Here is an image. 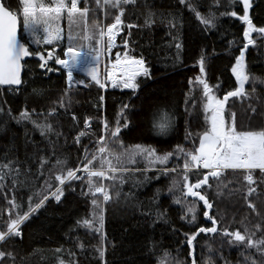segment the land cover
Wrapping results in <instances>:
<instances>
[{"label":"trees","instance_id":"trees-1","mask_svg":"<svg viewBox=\"0 0 264 264\" xmlns=\"http://www.w3.org/2000/svg\"><path fill=\"white\" fill-rule=\"evenodd\" d=\"M4 2L13 12H18L22 7L20 0ZM193 3L198 5V10L202 14H206L214 0H193ZM226 4L227 0H220L219 5L211 8L217 19L215 27L207 30L188 10L187 5H181L179 0H136L135 5H121L126 9L122 17L124 23L135 24L138 27L132 29L124 27V33L119 41L123 44V38L128 37V33L131 32V36L128 37V55L135 57L142 55L151 78L139 75L137 83L140 86L135 94L131 89L123 87L107 90L102 106L99 100L103 95L102 89L91 82L90 78L73 72L74 79L69 87L65 70L52 63L48 67L59 68L60 71L45 74L44 70L38 67V58L35 56H30L24 62L22 79L26 83L19 90L0 86V107L4 109V112L0 113V162H6L5 157L16 159L22 162V169L28 167L33 173L29 186H17L14 191L11 190V178L4 181L6 187L0 189V231L6 230L9 218L7 209L10 206L5 196L10 200L15 195L17 203L23 205V210H27L30 189L39 188L43 182V176L35 179L37 169L40 167V157H48L54 145L55 154L44 168L48 175H52L48 170L52 169L57 158L66 161V166L63 169L59 167L52 169L53 173L63 174L68 168L75 169L78 165H83L87 162L82 160L85 146L91 152L96 150L95 141L104 134L102 121L106 119L109 125L114 127L117 113L124 104L129 105L126 110L129 123L126 128H121L119 140L125 147L132 144L151 145L159 153L170 152L177 144L183 145L187 150L198 147V135L202 134L209 124L205 121L202 108V86L195 87L188 82L189 78L194 79L199 75L196 61L203 50L207 56L204 78L210 86L220 85L219 90L214 88L213 91L218 98H222L225 92L236 87L231 67L245 43L243 22L238 17L220 15L233 10L242 15V5L228 8L225 7ZM250 4L249 15L253 23L257 27H264V0H250ZM79 5L84 6L83 0ZM89 7L91 11L87 16V24L91 28L93 21L101 24L102 13L95 0H89ZM117 12L118 9L107 6L109 23L113 22ZM149 12L154 14V23L147 27L145 17ZM169 13L180 17L178 32L182 49L179 51V59L172 40L177 31L172 30L169 35L170 29L165 19ZM19 18L20 39L28 44L30 52L41 51L46 54V49H54L59 57L64 58L69 31L71 30L73 35L83 34V20L76 17V22L70 26L67 15L64 14L56 22V25L63 27V39L52 45L42 43L37 46L23 30L22 13ZM251 35L255 46L249 45L245 49L246 71L251 76L264 79V38L256 33ZM80 43L82 42L77 41L78 45ZM79 80H84L85 84H79ZM253 87L256 89L258 99L236 97L227 101L224 110L225 120H228V113L234 112L238 130L264 127V84L257 81L253 85L251 80L245 83L248 92H251ZM34 88L42 90V94L33 95ZM65 88L69 91V95L65 97L66 109L55 103L60 100ZM193 99L195 105L192 103ZM204 102L206 103V99ZM250 104L256 106L255 113L249 108ZM54 106L57 108V115L47 120L52 124L54 132L46 136H42L31 122L17 123L7 115L8 109H11V116H17L24 108L29 111L35 109L32 119L39 122L44 120L48 109ZM38 113L43 115H37ZM73 114L77 117L76 121L71 118ZM208 114L210 115V112ZM85 117L92 118L90 131L86 130L83 124ZM165 119L170 121L171 126L165 134H161L153 125L154 122H162ZM123 122L121 119L120 123ZM81 130L89 131V134L81 137V142L77 144L74 138ZM186 130L192 134L187 140ZM56 132L62 135L57 137ZM107 147L113 152H120L118 144L110 142ZM88 159H91V156ZM115 163L113 160V164ZM183 163L182 157H173L166 165L157 163L156 168L172 169L177 165L181 166L175 173L161 175L157 180L152 179L157 175L156 169L149 167L143 159H138L134 167L148 168L146 175L149 179L137 173L131 179L126 177L123 185L117 183L114 188H110L113 198L110 203L104 205L103 225V234L107 238L104 257L107 264H157V258L162 257L164 250L170 253L171 264H175L176 260L191 264L189 248L182 243L185 239L183 233H191L201 225L211 227V222L203 217V202L191 196H188L187 200L196 201L197 222L190 225L180 219L182 206L173 202V194L169 193L168 188L174 178L179 180L182 176ZM92 167L99 169V162L94 161ZM208 172L210 170H199L196 167L190 169L189 183H195ZM244 174L243 170L225 169L218 178L209 176L208 184L211 187L201 186L205 190L203 194H206L213 203L209 212L219 220V228H228L229 231L239 229L241 232L247 228L251 233L256 232L254 226L257 224L264 227V174L258 169L253 170V183L250 186L256 191L252 194L247 193L249 185L243 179ZM20 179H24V176L21 175ZM134 181H138L139 185L136 186ZM51 183L55 188L57 182L54 177ZM96 183L99 186L98 180ZM104 184L109 186L111 182L105 180ZM87 187V176L81 175L80 180L66 182L60 202L49 197L46 204L21 225L22 236L0 242V250L12 251L14 255V259L5 258L3 264H56L57 254L54 250L61 247L64 251L59 256L66 262L74 259L77 264H101L97 254L90 247L99 245L100 235L90 233L76 223L77 220L86 218L90 212L91 197L81 195L82 189L86 191ZM116 191L121 193L119 197L114 195ZM218 192L220 195H217ZM129 193L131 195L126 198V194ZM175 195L179 196L180 193L177 191ZM245 196H248V200H245ZM249 201L255 205V211L249 208ZM158 209L167 210L166 219L170 223L156 218L155 212ZM173 228L177 231H173ZM261 236H264V232H256L254 238L259 239ZM78 241L88 247L81 251L76 247ZM209 245L212 248L211 252ZM193 248L197 264H205L209 259L212 264H225V261L228 264H244L242 253L249 254L242 247H230L227 242L222 243L220 236L211 233L198 234L193 242ZM69 250L75 253L74 257L69 256ZM165 264H169V261L165 260Z\"/></svg>","mask_w":264,"mask_h":264},{"label":"snow or ice","instance_id":"snow-or-ice-1","mask_svg":"<svg viewBox=\"0 0 264 264\" xmlns=\"http://www.w3.org/2000/svg\"><path fill=\"white\" fill-rule=\"evenodd\" d=\"M179 2L181 5H187L188 10L205 26V30L210 27H215L217 16L211 8L219 5L220 0H214L213 5L209 6V11L206 14H202L198 10V5L194 4L193 0H179ZM20 3L22 5L21 9L18 12H13L10 7L5 6L4 0H0V86H8L9 88L16 86L17 90H19V88L26 83V81L21 78V60L28 56H35L38 58V67L44 70L45 74L51 71H60L59 68L52 69L48 67V62L54 59L56 65H60L66 70L69 87L72 85L74 79L73 70L76 68H80L81 71L85 72L87 77L90 78V81L99 85L102 89L108 87V82L110 81L113 87L131 89L133 94H135L140 86L136 82V77L138 75L142 74L145 78H151L144 57L142 55L140 57L128 55V37L131 36V32L128 33V37L123 38V47L125 49L123 59L120 53L117 52L115 60L110 62L112 68L111 70H106L107 75L104 77L103 81L98 72L100 56L105 49L110 53L112 49L117 46L115 44L117 34L122 32L124 27L128 29L138 27L135 24L124 23L122 17L126 9L125 7H121V5H135L136 0H103V3H101V0H95L97 7L101 10H103L105 6H109L118 9V12L113 22L107 24L106 27L93 21L91 28H89L87 24V16L91 11L89 0H83V7L79 6L80 0H49L48 3H45L44 0H20ZM238 5H242V15H239L235 10L220 13L221 16L229 15L231 17H238L245 25L243 28V39L245 43L243 47L240 48L239 55L235 57V63L231 67V72L235 76L236 87L233 90L225 92L222 98H218L214 94L213 89L219 90L220 85L210 86L207 79L204 78L207 56L203 50H201V55L196 61V64L199 66V75L194 79L189 78L188 81L190 85H194L195 87L202 86L203 88V94L201 96L202 108L205 114V121L209 124V127L202 134L198 135V147H195L194 150H187L183 145L177 144L172 151L164 153H159L157 149L151 145L132 144L125 147L123 142L119 140L121 128H126L129 123L126 115V110L129 108V105L124 104L117 113L114 127H111L106 119L102 121V132L104 134H101L95 141L97 144L96 150L91 152L88 147L85 146L82 160H86L87 162L83 163L82 167L78 165L75 169L68 168L63 174L59 172L53 173L52 169L57 167L63 169L66 166V161L57 158L52 165V169L48 170L52 175H48L44 172V168L51 162V156L55 154L54 145L48 157H40V167L37 169L35 179L38 180L43 176L44 180L39 188L30 189L31 194L28 195L27 198V210H23V205L17 203L15 195H13L10 200L5 196L10 206L7 209L9 218L6 222V230L0 231V242L22 236L20 230L21 225L27 221L31 215L41 209L46 204L49 197L60 202L64 195L66 182L70 183L73 180H80L81 175L77 173L86 174L88 187L86 191L82 189L81 195L91 197L90 212L86 218L79 219L76 223L78 226L86 228L90 233L94 232L100 235L99 245L90 247L92 251L97 254L101 264H107L104 259L106 252L105 241L107 238L103 234V225L104 205L110 203L113 198V193L110 192V188H114L117 183L123 185L126 177L131 179L135 177L137 173L143 174L145 175V179H149L146 175L148 168L137 169L134 167L138 159H143L149 167L156 169L157 175L152 179L158 180L161 175L166 176L169 173H175L181 166L177 165L172 169L167 167L156 168L157 163L166 165L173 157H182L184 159L181 169L183 174L179 180L174 178L168 188L169 193L173 194V202L182 206V215L180 219L186 221L190 225H195L197 222L198 212L196 201L189 202L187 200V197L191 196L193 198H198L199 201H203V217L211 222V227L201 225L191 233H183L185 239L182 243H185L189 248L188 256L191 257V264H197V259L193 255V242L200 233L216 234L221 237L222 243L227 242L230 247H242L249 253L248 255H243L242 253L244 264H264V236H261L259 239L254 238L256 232H264V227L257 224L254 226L256 232L251 233L247 228H245L243 232L239 229L229 231L228 228H219V220L209 212V209L213 207V203L209 201L206 194H203L205 190L201 187L202 185L211 187V185L208 184L209 176L218 178L225 169L243 170L245 173L243 179L247 181L249 185L247 193L252 194L256 191V189L250 186L253 183V170L258 169L264 174V127L259 129L238 130L235 123L236 114L234 112L228 113L227 121L224 115L225 104L229 98L240 97L241 99H251L255 97L258 99V97H256L255 87L252 88L251 92L245 89L246 82L251 80L253 85H255L257 81L264 84V79L251 76L250 73L246 71L245 64V49H247L249 45L255 46V41L251 34L256 33L258 36L264 38V27H257L253 23L249 15V9L251 7L250 0H227L225 7L234 8ZM21 13L23 30L29 34L32 42L37 46L42 43L52 45L54 42L61 41L62 30L55 25L64 14L67 15L70 26L76 22V17H80L83 20V34L81 35L78 33L77 35H73L71 30L69 31L67 37L68 46L64 49L65 58L63 59L54 55V49H46L47 55L42 54L41 51L30 52L28 44L21 42V39H18L17 35L18 16ZM107 15L108 13L105 12V16ZM153 16V13H148L145 17V26H152L154 23ZM165 19L170 29L169 35H171L172 30L177 31V34L172 36V40L177 50V59H179V51L182 49V43L180 42L178 32L180 17L169 13L168 17H165ZM105 36L107 37L106 45L104 44ZM77 41H81L82 43L78 45ZM231 43L232 42H230V44ZM82 57L87 58L85 62L86 66L83 67H81ZM116 71L122 73L120 77L115 76ZM78 83L85 84V81L79 80ZM32 94L39 96L42 94V90L34 88ZM68 95V88H65L60 100L55 103H57L60 108L66 109L65 97ZM205 99L206 103L204 102ZM99 100L102 106L104 96L101 95ZM192 103L195 105L194 99ZM249 108L253 113L256 112L255 105L250 104ZM3 112L4 109L0 107V113ZM209 112L210 115L208 114ZM33 113H35V109L29 111L27 108H24L20 110L17 116H11V109L7 110V115L10 116L11 119L16 120L17 123L22 121L31 122L36 129H39L42 136L54 132L52 124L48 123L47 120L49 117L57 115V108L55 106L48 109L47 115L44 116L43 121L38 122L33 120ZM37 115H43V113H38ZM71 118L73 121L77 120L75 114H73ZM91 119V117H85L83 120L85 129L89 131L91 128ZM121 119L124 121L123 124L120 123ZM153 126L158 129L161 134H165L171 126V123L169 120L165 119L162 122H154ZM89 131L81 130L78 132L74 138L75 143L79 144L81 142V137L88 135ZM55 135L59 137L62 133L56 132ZM191 135L192 134L186 130L185 139H189ZM110 142L118 144L120 148L119 153L113 152L107 147ZM89 156H91V159H88ZM113 160L116 161L115 164H113ZM5 161L6 162H0V189L6 187L4 181L9 178H11L12 191H14L17 186L27 187L31 184L30 178L33 176V173L28 167L22 169V162L16 159H7V157H5ZM94 161L99 162V169L92 167ZM128 165H133V167H129ZM199 165H202L204 169H209L210 172L205 173L203 178H198L195 183L190 184L188 172L190 169ZM21 175L24 176V179H20ZM53 177L57 182L55 188H53L51 183ZM97 180L99 181V186L96 183ZM105 180L110 181L111 184L105 186ZM134 184L138 186L139 182L134 181ZM177 191L180 193L179 196L175 195ZM158 194L159 190H157L156 195L158 196ZM114 195L119 197L121 193L116 191ZM130 195V193L126 194V198ZM217 195H220V192H218ZM99 197H102V199ZM244 198L248 200V196ZM248 206L255 211V205L250 201ZM155 215L158 220H164L165 223H170V221L166 219L167 210L158 209ZM189 215L190 219H188ZM173 231H177V229L173 228ZM76 247L84 251L88 246L78 241ZM54 251L57 254L56 264H77L74 259L66 262L59 256V254L64 251L62 247L56 248ZM209 251H212L211 245H209ZM68 254L70 257L75 256V253L70 250ZM257 257L259 259H257ZM5 258L14 259L13 252L0 250V264H3ZM221 259H223V257H221ZM165 260H168L169 264H171V255L167 250L163 251L162 257L157 258V264H165ZM175 264H187V261L176 260ZM205 264H212V262L209 259L205 261ZM225 264H228V262L225 261Z\"/></svg>","mask_w":264,"mask_h":264},{"label":"built area","instance_id":"built-area-1","mask_svg":"<svg viewBox=\"0 0 264 264\" xmlns=\"http://www.w3.org/2000/svg\"><path fill=\"white\" fill-rule=\"evenodd\" d=\"M115 43H116V41H115ZM116 45L117 46L119 45L120 47L123 46L119 42H118V44L116 43ZM117 46L114 47L110 53L107 52V50L105 49V51L101 55V58H100V77H101L102 81H103L104 77L107 75V71L106 70H111L112 65H111L110 62L115 60V56H116L117 52L120 53L121 58L123 59V57H122V55H123L122 49L120 47H117ZM115 73H119L120 75L122 74L120 71H116ZM109 83H110V81L108 82V87L103 88V89L101 88L102 92H103V96H105V93H106L107 90L111 89V88H109ZM80 166L82 167L81 164H80ZM196 169L209 170V169H204L202 167V165H199L198 167H196ZM77 174L78 175H86V174H81V173H77Z\"/></svg>","mask_w":264,"mask_h":264},{"label":"rangeland","instance_id":"rangeland-1","mask_svg":"<svg viewBox=\"0 0 264 264\" xmlns=\"http://www.w3.org/2000/svg\"><path fill=\"white\" fill-rule=\"evenodd\" d=\"M81 1V0H80ZM44 2L45 3H48L49 2V0H44ZM101 3H103V0H101ZM80 6V5H79ZM101 10V9H100ZM105 12H107V6H105V8L103 9V10H101V13H102V16H101V24L103 25V26H105L106 27V25L107 24H109V22H108V19H107V16H105ZM56 27H59L61 30H62V39H63V37H64V30H63V27L61 26V25H55ZM124 33V29H123V31L122 32H120V33H118L117 34V36H116V39H115V41H116V43L118 44V42L120 43V41H119V39H120V37L122 36V34ZM106 42H107V37L105 36V38H104V44L106 45ZM115 43V44H116ZM120 44H122V43H120ZM117 47H120L119 45L117 46ZM121 49H122V52H123V55H122V57H124V54H125V49H124V47L122 46V47H120ZM57 49V48H56ZM55 49V50H56ZM48 50H52V49H48ZM47 52V51H46ZM56 51H54V55L55 56H58L56 53H55ZM59 57V56H58ZM60 58H62V57H60ZM65 58V57H64ZM100 58H101V56H100ZM63 59V58H62ZM99 62H100V59H99ZM52 63H55V61H54V59L52 60V61H49L48 62V65H50V64H52ZM59 67H61L62 69H63V67L62 66H60V65H58ZM86 66V65H85ZM81 67H83V66H81ZM63 70H65V69H63ZM66 71V70H65ZM74 72V71H73ZM77 72L78 73H80V74H83V75H85V77H87V75H86V73L85 72H83V71H81L80 70V68L77 70ZM115 76L116 77H120L121 75L119 74V73H115ZM143 76V75H142ZM89 78V77H88ZM139 78V75L136 77V82H137V79ZM109 88H111V89H114V88H117V87H113L112 85H111V82L109 83ZM198 146H199V144H198ZM98 169V168H97Z\"/></svg>","mask_w":264,"mask_h":264},{"label":"water","instance_id":"water-1","mask_svg":"<svg viewBox=\"0 0 264 264\" xmlns=\"http://www.w3.org/2000/svg\"><path fill=\"white\" fill-rule=\"evenodd\" d=\"M249 10H250V9H249ZM20 29H21V27H20V18H19V16H18V22H17V35H18V39H20ZM21 42H23V41L21 40ZM23 43H24V42H23ZM42 54H44V53H42ZM44 55H46V54H44ZM29 57H30V56H28V57H24V58H22V60H21V64H22L21 78H22V76H23V72H24V62H25ZM81 60H82V64H81V66H85V65H86L85 62H86L87 58L82 57ZM78 69H79V68H76V69H74V70L77 71ZM98 72H99V62H98ZM1 87L9 88L8 86H1ZM11 88L17 90V87H16V86H12ZM20 88H21V87H20ZM226 106H227V102H226V104H225V109H226ZM202 202H203V201H202Z\"/></svg>","mask_w":264,"mask_h":264},{"label":"bare ground","instance_id":"bare-ground-1","mask_svg":"<svg viewBox=\"0 0 264 264\" xmlns=\"http://www.w3.org/2000/svg\"><path fill=\"white\" fill-rule=\"evenodd\" d=\"M46 55H47V52H46ZM50 61H52V60H50Z\"/></svg>","mask_w":264,"mask_h":264}]
</instances>
